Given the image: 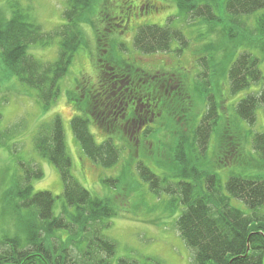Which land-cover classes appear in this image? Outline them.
Listing matches in <instances>:
<instances>
[{"label":"trees","instance_id":"trees-1","mask_svg":"<svg viewBox=\"0 0 264 264\" xmlns=\"http://www.w3.org/2000/svg\"><path fill=\"white\" fill-rule=\"evenodd\" d=\"M65 1L66 23L51 32H45L36 22L27 21V16L21 13L14 0L9 1L11 17L0 20V59L5 70L34 89L46 110L58 100L61 79L67 75L76 53L86 42L83 23L93 24L89 15L93 6L103 0ZM176 2L188 16L203 17L209 25L221 20L215 13L213 1ZM225 9L229 13L230 25H226L225 30L230 44L239 48L244 42L250 45V49L242 50L223 68L216 62L218 49L207 47L205 52L214 54L210 61H206V70L200 74L210 75L215 81L218 74L224 73L231 95L248 91L235 107L238 123H231V128L219 139L218 154H223L225 159L230 156L232 163L241 154L240 120L253 125L258 107L264 105V72L260 67L262 58L257 53L259 44L264 50V0H226ZM259 10L262 12L255 20L256 31H251V35L247 32V36L241 34L244 30L238 26L237 15H253ZM184 36L180 30L149 24L139 27L133 45L142 54L167 52L175 40L188 45ZM57 38L60 39V48L56 61L46 63L29 53L33 44L49 45ZM99 40L98 78L101 87L89 94L83 110L90 113L95 127L105 132L104 140L96 141L90 131L91 120L85 116L75 115L71 124L85 155L97 164L111 166L121 156L119 145L108 136L121 132L118 124L154 121L158 115V103L161 110L172 99L177 100L183 110L188 104L180 80L175 82V79L159 73L147 74L125 59L111 57L104 60L101 58L105 52L100 44L101 36ZM162 85L167 86V93L161 92ZM151 92L156 99L154 102L150 98ZM114 101L117 103L113 106V114H109L105 108H112ZM132 101H136V105L133 113L127 116L126 110ZM205 103L208 105L206 114L194 128L192 140L181 136L176 146L174 158L187 167L189 162L183 156V142L190 139L206 150L212 138L210 134L221 119L218 101L213 94L207 93ZM64 131L61 119L56 117L40 126L33 143L39 155L55 164L60 172L64 185L60 211H57V197L50 191H34L33 181L43 177L41 167H35L32 161H19V172L14 175V183L1 201V215L9 216L15 222L14 232L0 240V264H110L117 253V243L107 234L112 218L117 215L116 208L107 200L94 196L76 179ZM145 133L151 135L154 130L146 129ZM5 134L0 129V142ZM233 145L239 146L237 156L233 155ZM253 147L264 153V134L253 137ZM138 168L142 179L150 184V190L158 195L166 191L174 197L172 202L183 206L176 227L193 252L192 264H264V178L233 174L223 185L219 175L192 167V172L185 168L179 174L192 178V181L171 184L168 178L159 176L145 163H140ZM233 199L242 201L246 209L233 206ZM120 262L134 264L125 259Z\"/></svg>","mask_w":264,"mask_h":264},{"label":"rangeland","instance_id":"rangeland-1","mask_svg":"<svg viewBox=\"0 0 264 264\" xmlns=\"http://www.w3.org/2000/svg\"><path fill=\"white\" fill-rule=\"evenodd\" d=\"M12 0H0V20L12 15L9 4ZM25 14L27 21L40 24L45 32H51L66 23L64 11L65 0H14ZM145 0H103L97 2L91 11L93 24L84 22L86 42L76 53L67 75L61 79V91L58 100L49 109H44L37 92L20 82L17 76L10 74L0 59V129L6 136L0 142V240L3 236L14 232L15 220L2 214L1 201L5 192L13 185L14 175L19 172V161L33 162L43 170V177L33 181L34 191H50L57 197V211L63 203L64 185L58 168L48 159L43 158L35 150L34 139L40 126L46 125L59 117L64 126L68 153L73 161V174L76 179L94 196L114 204L117 215L112 218V226L107 230L108 236L115 240L118 249L110 264H123L125 259L134 264H192L193 252L183 241L176 227V219L182 212L181 203L172 202V194L162 191L160 195L150 190V184L144 181L139 173V164L145 163L156 174L168 178L171 184L180 181H192L179 175L185 168H197L200 171L219 175L223 185L233 174L246 177L264 178V153L253 147V137L264 134V105L258 107L257 120L253 125L240 120L241 154L235 161L225 159L219 152V139L231 128V123H238L236 104L247 95L242 91L237 95L229 92V82L224 73L218 74L215 81L210 75L200 72L206 70V61H210L214 53L208 54L207 47L216 48V62L226 68L230 60H235L242 50L249 48L243 42L234 48L230 44L225 30L229 13L225 9L226 0H215L216 15L219 23L209 25L203 17H191L180 10L176 0H146L151 8L143 11ZM12 5V4H11ZM253 15H237L235 18L241 34L256 31V17ZM155 24L180 30L188 45L175 40L172 49L167 52L145 54L135 47L134 37L140 26ZM246 30V31H245ZM251 35V34H250ZM256 35V34H254ZM100 42L105 52L101 58L125 59L135 63L143 72L150 75L156 73L181 81L186 100L183 110L177 100L165 102L158 115L150 123L139 124L127 121L118 124L121 132L111 136L119 145L121 156L111 166H102L93 162L82 151L76 139L71 119L75 115L85 116L90 122V131L97 142H102L105 132L97 126L90 113L84 111V104L95 89L101 87L99 82ZM59 38L49 45L33 44L28 50L40 61L54 62L59 56ZM259 43H261L259 41ZM259 44L257 53L262 58L261 70L264 72V50ZM102 48V47H101ZM183 48L181 51L178 49ZM250 49V48H249ZM128 62V63H129ZM209 82V83H208ZM162 93H167V86L162 85ZM213 94L218 101V114L221 119L206 150H202L192 138L194 128L206 113V95ZM153 102L156 100L151 92ZM117 98V97H115ZM119 99V98H117ZM112 108L106 109L113 114ZM136 101L128 104L127 116L133 113ZM179 108V109H178ZM148 124V126H147ZM146 129L154 133L146 134ZM224 132V133H223ZM223 133V134H222ZM181 136H187L183 142V156L189 162L188 167L175 157L176 146ZM186 138V137H185ZM192 140V139H191ZM233 155L240 153L239 146L233 145ZM166 186V185H164ZM232 205L246 209V205L233 199ZM5 211L3 212V214ZM136 262V263H135Z\"/></svg>","mask_w":264,"mask_h":264},{"label":"flooded vegetation","instance_id":"flooded-vegetation-1","mask_svg":"<svg viewBox=\"0 0 264 264\" xmlns=\"http://www.w3.org/2000/svg\"><path fill=\"white\" fill-rule=\"evenodd\" d=\"M132 1V0H131ZM151 8V6H150V2L149 1H144V2H142V6H141V9L143 10V11H146V10H149Z\"/></svg>","mask_w":264,"mask_h":264}]
</instances>
